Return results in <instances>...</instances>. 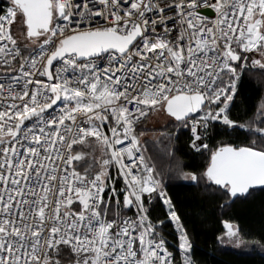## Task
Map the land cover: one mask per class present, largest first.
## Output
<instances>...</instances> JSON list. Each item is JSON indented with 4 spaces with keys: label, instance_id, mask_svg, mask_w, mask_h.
<instances>
[{
    "label": "snow or ice",
    "instance_id": "obj_1",
    "mask_svg": "<svg viewBox=\"0 0 264 264\" xmlns=\"http://www.w3.org/2000/svg\"><path fill=\"white\" fill-rule=\"evenodd\" d=\"M6 2L0 62L20 63L18 75H5L8 97L0 84V264H61L62 246L71 248L74 264H174L165 239L156 238L163 221L151 222L145 194L167 206L181 264H193L190 237L136 127L149 111L190 127L191 147L210 157L199 176L183 178L205 179L229 201L264 186V127L229 114L245 68L264 71V0H216L214 21L196 10L198 0ZM98 18L104 24L93 26ZM15 25L36 47L18 44ZM253 52L262 59L249 64ZM58 102V112L49 113ZM257 112L264 123V98ZM210 122L258 133L259 146L254 139L209 149L200 130ZM89 156L91 164L78 171L76 162ZM121 195L124 209L135 205V219L121 215ZM223 223L217 239L239 243V227Z\"/></svg>",
    "mask_w": 264,
    "mask_h": 264
},
{
    "label": "trees",
    "instance_id": "obj_2",
    "mask_svg": "<svg viewBox=\"0 0 264 264\" xmlns=\"http://www.w3.org/2000/svg\"><path fill=\"white\" fill-rule=\"evenodd\" d=\"M6 0H0V9L8 7ZM27 40V39H26ZM25 43L31 47L35 45ZM25 50L23 54H27ZM248 63L256 59L255 52L248 54ZM243 61H241L242 63ZM240 72V69L237 68ZM228 79L227 74L224 80ZM264 98V71L259 68L246 67L241 79L238 81L237 95L230 103L229 114L239 124H247L252 129L264 127L257 116V109L261 99ZM153 112L142 118L136 127L137 134L143 132L144 137L141 143H147V151L144 155L150 157L149 163L154 164L157 172V179L162 183L163 190L178 215L181 223L186 229L193 245L190 255L193 264H264V187L251 189L244 196H239L229 201L217 186L210 184L205 179L194 183L190 179H184L182 173L196 172L199 176L208 163L210 152L200 149L194 150L191 147L192 134L190 127H184L180 122L169 117L167 120L156 125L149 124ZM164 121V120H163ZM190 124V121H189ZM204 142L209 149H215L222 143L233 145H249L254 139L258 142L260 135L249 132L244 128H229L219 122H210L207 132L203 133ZM75 151L90 153L92 149L76 147ZM99 156V151H96ZM91 164V157L86 161L76 162L77 170L83 172L84 167ZM114 173V167L110 169ZM117 189L124 187L123 180H116ZM121 215L135 213L124 209L120 196ZM115 201L110 209L109 215L116 211ZM147 215L156 227L157 238L166 240L168 247L174 253V264H181L183 254L178 245L179 233L175 223L168 216L167 206L162 199L156 195L144 198ZM229 221L239 227V240L242 245L239 247L228 245L224 240L219 241L226 229L224 221ZM61 264H68L75 261L76 257L68 246H62L59 256L56 257Z\"/></svg>",
    "mask_w": 264,
    "mask_h": 264
},
{
    "label": "built area",
    "instance_id": "obj_3",
    "mask_svg": "<svg viewBox=\"0 0 264 264\" xmlns=\"http://www.w3.org/2000/svg\"><path fill=\"white\" fill-rule=\"evenodd\" d=\"M216 2V0H198V8L196 9L198 12H200V14L202 15V16H206L207 17V19H208V21H214L215 19H216V15H215V13H214V10L211 8V5H213L214 3ZM97 7H99V5H97ZM204 8H209V9H211L212 10V14H207V13H204V12H202V9H204ZM146 15H148V16H151L152 15V13H147ZM104 24V20L103 19H96L95 21H93V26H96V25H103ZM34 47H36V45L34 46ZM25 55H28V53L27 54H25ZM19 63H20V60H19V58H17V60L16 61H14L13 63H12V65H11V68H9L8 66H6V65H4L2 62H0V84H3L4 85V90H3V93H2V96L3 97H8V95H9V92H8V87H9V84L10 83H12V81H10V80H8V79H6L5 78V75L7 74L8 76H16V75H18V67H19ZM43 79H47L46 77H44ZM16 91H19L20 89L19 88H16L15 89ZM12 101L11 100H8V103H11ZM60 102H58L57 103V105H54L53 106V108H51V109H48V112L49 113H56V112H58V110H59V108H60ZM142 118H144V117H142ZM141 118V119H142ZM140 119V120H141ZM139 120V121H140ZM26 123H28V122H26ZM105 131H107V129L105 128ZM202 133H204V130L203 129H201L200 130ZM192 134V133H191ZM203 137H204V135H203ZM203 143H205L204 142V139H203ZM116 168H114V173H113V177H116ZM146 196H149L148 194H145V196H144V198L146 197ZM133 208H134V211H135V213H129V214H125V215H122L123 217H130V218H133V219H135V217H136V208H135V205H133L132 206ZM144 207H145V205H144ZM78 210V209H77ZM109 219H111L112 218V216H110L109 215V217H108ZM157 238V237H156ZM159 238H161V237H159ZM159 238H157V239H159ZM166 241V240H165ZM166 247L168 248V250H169V252H171L172 254H173V260H174V253H173V251L168 247V245H167V243H166ZM70 248V247H69ZM70 250H71V248H70ZM72 252V251H71ZM73 253V252H72ZM74 254V253H73ZM75 255V254H74ZM74 262L75 261H73V262H70V263H68V264H74Z\"/></svg>",
    "mask_w": 264,
    "mask_h": 264
},
{
    "label": "rangeland",
    "instance_id": "obj_4",
    "mask_svg": "<svg viewBox=\"0 0 264 264\" xmlns=\"http://www.w3.org/2000/svg\"><path fill=\"white\" fill-rule=\"evenodd\" d=\"M24 31H26V30H24ZM12 33H13V36L18 40L19 43H25L27 41L25 38V35L22 34V30L19 28L18 25L13 26ZM29 44H31V43H29ZM255 54L257 56L256 59H262L258 53H255ZM146 116H144V117H146ZM164 116H166L165 113H158V114L152 113V115L150 117L149 124L156 125V124H159L160 122H165L167 120V117L164 118ZM225 241L227 242L228 245L235 246V247H239L242 245L240 240H239L240 241L239 243L236 240H231V241L225 240Z\"/></svg>",
    "mask_w": 264,
    "mask_h": 264
},
{
    "label": "water",
    "instance_id": "obj_5",
    "mask_svg": "<svg viewBox=\"0 0 264 264\" xmlns=\"http://www.w3.org/2000/svg\"><path fill=\"white\" fill-rule=\"evenodd\" d=\"M202 12L207 13V14H212V13H213L212 10L209 9V8H204V9H202ZM173 119H174V118H173ZM194 183H196V182H194ZM261 187H264V186H255L253 189L261 188ZM250 190H251V189H250ZM231 201H233V200H231Z\"/></svg>",
    "mask_w": 264,
    "mask_h": 264
}]
</instances>
